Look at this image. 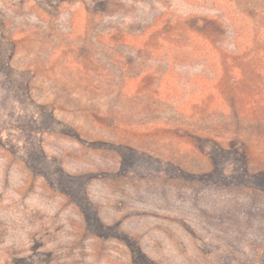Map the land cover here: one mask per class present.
Masks as SVG:
<instances>
[{"label": "rangeland", "instance_id": "obj_1", "mask_svg": "<svg viewBox=\"0 0 264 264\" xmlns=\"http://www.w3.org/2000/svg\"><path fill=\"white\" fill-rule=\"evenodd\" d=\"M228 10L262 54L237 104L241 59L219 46L215 69L206 48L186 54ZM262 12L264 0H0V264H252L264 197L226 185H264L248 171L264 165V133L245 122ZM219 69L211 92L198 86ZM189 133L221 148L208 157Z\"/></svg>", "mask_w": 264, "mask_h": 264}, {"label": "trees", "instance_id": "obj_2", "mask_svg": "<svg viewBox=\"0 0 264 264\" xmlns=\"http://www.w3.org/2000/svg\"><path fill=\"white\" fill-rule=\"evenodd\" d=\"M227 14L229 15V17L227 16V18H224L222 22L218 20H213L218 25V31L220 33L219 34L220 36L219 35L218 36L220 37V39L218 36H216L214 39L205 38L203 42L202 38L199 39L195 36V32L193 30V32H191L193 34H190V36H188L191 44L190 43L186 44V54L189 51V55L191 57L202 58L201 55L205 54L204 48H206L207 49L206 51H208L207 55H209L210 57L209 58L210 63L211 65L215 67V69H217L221 65V58L218 56V51L219 50L221 51V49L219 50L217 49L219 48V46H221V48L223 47L222 50L225 49L224 53L230 56V60L233 61L236 59V57L241 59L239 62L240 63L239 64L240 73L238 76H234L231 82L232 87L236 86V91L232 95V98H233V101L234 102L236 101V104H237V102L245 96V90L242 87L245 86V78H248V76L251 73V69L249 68V66L250 65L252 66V63L258 61V59L261 57L262 54L261 52L257 51V48L255 49V51L252 50L251 52L250 51L251 48L248 47V45L246 44L248 41H250L252 34L254 35V33H259L258 30L252 28L251 26L244 25V23L246 22V15L244 13H241L240 11L234 12L233 10H232V13L228 10ZM258 17L259 16H257V18ZM194 19L196 21L199 20L203 23L206 22V20H208L207 17L194 18ZM253 25L255 27L258 26L257 23L255 22H253ZM261 30H262L261 32L262 37L260 38L261 39L260 42L264 44V28H261ZM221 36L222 37L224 36V39H221ZM195 44L199 46L196 48ZM124 45L125 47L130 48L129 42L126 41ZM136 51H138L136 48L131 50L132 54L137 56L138 54ZM219 55H222V54L220 53ZM208 72L211 75H214L213 77L207 78L211 80H209V82L205 81L203 85L200 83H197V84L199 87H204V88L210 87V92H211L214 87L213 84L217 83L220 80L222 73L220 69L219 71L214 72L213 70H209ZM252 74H253V71H252ZM255 74L257 76H260V82H263V83H262V86L259 85L258 87H256V89L253 88L254 90L251 94L250 102L248 103L249 104L248 111L249 113L250 112L252 113V116L250 118H246L245 120L242 118V116L245 113V112L244 113L242 112V111H245L244 107H240V108L237 107V108H234V110L236 113V120L238 122L239 127H244V125L241 123L244 122L245 120V122L248 123L247 126L259 127V129L263 130L262 132L264 133V70L263 68H261V70L259 69L256 70ZM236 104H235V107H236ZM188 136H190L192 139L194 138L195 140L196 139L205 140L206 143H205L203 151L208 157H211V151L215 144H218V145L220 144L219 146L221 148V143L214 138H209V137L205 138V136L198 135V134H192V133H189ZM235 139L237 141V143H235L236 146H239L241 142L245 143L244 139L239 138V136L236 137ZM233 167H234L233 163L229 162L228 160L226 162V171L231 172ZM208 171H210V169L206 171H200L199 173L204 174V173H207ZM248 171L250 174H253L257 171H261L264 174V165L260 164L256 166L255 165L251 166L249 164ZM226 188H229V189L240 188L241 190L243 189L245 191H249L253 195L264 197V185L249 184L247 182L241 181L239 183H229L228 185H226ZM254 205H251L250 212H252L253 209L255 208ZM263 217H264V212H263ZM258 238L259 239L262 238V241L260 245L257 246V249L254 250L253 252L254 254L251 256L250 261L252 262V264H264V229L261 231Z\"/></svg>", "mask_w": 264, "mask_h": 264}]
</instances>
